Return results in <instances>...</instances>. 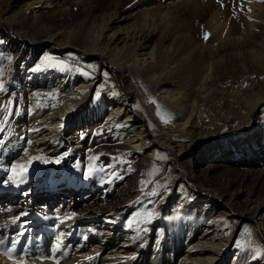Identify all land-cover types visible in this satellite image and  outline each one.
Here are the masks:
<instances>
[{
	"label": "rangeland",
	"instance_id": "rangeland-1",
	"mask_svg": "<svg viewBox=\"0 0 264 264\" xmlns=\"http://www.w3.org/2000/svg\"><path fill=\"white\" fill-rule=\"evenodd\" d=\"M178 1L185 0H162L160 4ZM249 2L264 9V0H241L243 8ZM129 4L128 0H0V48L15 41L24 49V56L35 52L33 65H43L53 53L57 61L54 71L59 68L62 73L89 82H97L99 78L93 92L112 89L129 102L149 123L156 149L154 157L130 153L114 128L100 125L81 135L69 149L52 154L41 151L32 156L40 159L31 160L30 164V159L9 162L2 151L10 125L8 110L15 112L22 100L29 108L50 104L63 108L73 103L67 99L56 102L54 92L26 96L20 90H9L0 101V181L17 177L12 171L13 164H28V169L23 177H17L18 189H4L0 193V215L20 205L54 216L69 210L91 213L100 206L122 210L128 207L117 224L105 222V225L111 230L133 234L155 216L154 213L149 216L148 210L154 201L160 212L152 225H148L147 243L152 244L165 227L171 228V223H176L173 232L185 231L186 225L180 220L183 216L174 211L179 198L188 210L207 203L213 216L224 220V214H228L225 203L229 197L236 196L238 204L233 206V221L227 231L229 235L233 231L234 241L250 239L253 233L246 226L250 220L246 218L244 225L239 226L234 221L245 208L264 200V10L250 24L246 12L232 14L228 5L222 7L218 2L225 12L220 13L225 19L219 14L221 22L229 26L231 21L238 20L239 27L234 34L235 46L224 41L221 50L212 56L208 49L215 47L212 33L217 25L210 18L213 10L200 8L193 14L190 5L179 6L177 10L173 5V25L159 24L148 41L149 48H156L157 61L156 73L149 77L153 65L136 63L130 54L131 47L126 50L130 52L127 61L113 59L119 65L127 63L128 70L104 66L98 54L90 53L97 47L91 43L93 38L113 17L126 14ZM139 13L137 10L122 26L134 23ZM208 20L214 29L211 24L206 25ZM180 22L185 23L184 27H179ZM50 31L59 33L53 46L45 39ZM178 34L193 40L185 43L177 39L172 47L170 40ZM210 63L213 66L210 80L201 92L195 91ZM161 89L179 98L180 112L173 105L154 99ZM178 114L184 120L194 121L196 127L180 131L174 125ZM76 122L73 117H67V127L74 128ZM117 127L120 131L122 123ZM179 148L182 152L177 151ZM181 177L182 182L178 180ZM106 215L105 212L98 216L99 226ZM139 217L142 219L139 223H132ZM192 233L193 230L187 229L183 238L188 234L192 237ZM236 254V250H231L225 263L232 264Z\"/></svg>",
	"mask_w": 264,
	"mask_h": 264
},
{
	"label": "bare ground",
	"instance_id": "bare-ground-1",
	"mask_svg": "<svg viewBox=\"0 0 264 264\" xmlns=\"http://www.w3.org/2000/svg\"><path fill=\"white\" fill-rule=\"evenodd\" d=\"M161 2L162 0H128L130 4L126 14L116 15L109 21V24L103 26L101 33H98L91 42L97 47H94L90 53L98 54L99 61L105 64L104 66L108 64L113 69L128 70L127 63L119 65L113 59H125L130 53L126 50L131 47L130 54L136 63L147 62L153 65V69L148 72L150 74L148 76L151 77L156 73V48L153 46L149 48L148 41L159 24L173 25V5L174 10L182 5H190L189 9L193 14L196 9L200 8H203V11L213 10L210 18L213 23L217 24H213L217 29L215 28L216 32L212 33L214 34L212 44L215 47L211 46L208 49V53L212 56L216 55L215 53L224 41L235 46L234 34L239 27L238 20L231 21L229 26L221 22L219 17L225 12L220 6L228 5L232 14L243 15L246 12L247 23L250 24L263 8L254 2H249L248 6L243 8L241 0H206L205 3L199 0H185L173 4H160ZM218 2L220 6L217 5ZM137 10L140 13L134 23L122 26L132 18ZM211 21L208 20L206 25L209 26ZM178 25L184 27L185 23L180 22ZM213 25L210 27L212 28ZM171 28L173 30V27ZM177 33L174 32V34ZM58 35L59 33L50 31L45 39L53 46L57 44ZM179 35L170 40L172 47L177 39L185 43H189V39H192L185 34ZM65 44L72 46L68 42ZM20 45L24 47L25 44L20 43ZM23 51L24 49L20 48L15 41L6 42L4 47L0 48V53H2L0 57V101L9 93V90L15 89L22 91L26 96L36 92H54L53 97L56 98V102L67 99L72 100L73 103L66 104L63 108H58L55 104H50L49 107L29 108L22 100L18 102L15 112L14 109L8 110L10 125L2 151L9 162L27 161L41 151L52 154L69 149L73 143L77 144V139L81 135L100 125H109L114 128V132L123 137L124 148L128 152L144 154L147 157L155 156L156 149L153 148L155 140L149 123L129 102L122 99L121 95L112 89L93 92L99 78L97 82L93 80L89 82L85 78L78 80L65 72L62 73L59 68L54 71L53 68L57 61L53 59L55 56L53 53L48 55L43 65H33L31 61L35 52L32 55L28 52V55L24 56ZM208 53L206 52L207 55ZM212 68V63H210L198 80L195 91L201 92L205 89V84L211 78ZM59 97L60 100L57 99ZM154 99L157 101L159 99L167 105H173L174 110L179 112L181 110L179 98L164 89L159 90ZM67 117L77 120L73 123L74 128L67 127ZM183 117L178 114L175 120L177 123H174L180 131L188 127L190 129L196 127L194 121H189V118L184 120ZM119 122L122 123L120 131L117 127ZM180 148L178 152H182ZM262 165H264V159ZM11 180L0 181V193L4 189L11 191L10 189L19 188L16 183L17 177ZM178 180L182 182L183 178ZM7 198H12V196L7 195ZM183 203L184 201L179 198L174 204V211L177 215L183 216L180 220L186 225L185 231L182 234L173 232V225L176 223H171L170 229L165 227L162 234L159 231L160 237L152 244L147 243L150 232L148 225H152L160 212L158 203L154 201L151 202L148 210L155 216L145 225L139 226L133 234L116 229L111 230V227L105 225V222L117 224L128 207L122 210L100 206L101 208L94 209L91 213L82 211L76 213L69 210L56 216L42 213L37 209H29L30 206L12 207L0 215V232H3L0 236V241H3V244H0V264H21V259L23 264H227L225 263L226 258L231 250H236L238 254L232 264H264V242H262L264 200L260 199L258 204L245 208L234 221L235 226H239L244 225L246 218L250 220L246 226L251 229L253 236L244 241H234L233 231L230 235L227 231L230 221H233L231 215V212H234L233 206L238 204L236 196H231L226 201L225 213L228 214L227 216L224 214V220H220L221 217L217 218L216 215L213 216L207 203L201 204L200 208L191 207L192 209L189 210L185 209ZM105 212L107 215L102 218L103 223L99 226L98 216ZM142 216L143 213L140 217ZM140 217L132 220V223L134 221L139 223ZM187 229L193 230L192 237L188 234L186 238H183ZM169 231H171L170 234ZM12 241H16L15 250L12 253L14 258H10L6 251L11 247Z\"/></svg>",
	"mask_w": 264,
	"mask_h": 264
},
{
	"label": "snow or ice",
	"instance_id": "snow-or-ice-1",
	"mask_svg": "<svg viewBox=\"0 0 264 264\" xmlns=\"http://www.w3.org/2000/svg\"><path fill=\"white\" fill-rule=\"evenodd\" d=\"M205 38H207V36ZM152 102L155 103V101H152ZM9 103L11 104V101H9ZM157 114L159 115V112ZM5 119H7V117H5ZM161 119H163V117H161ZM164 122L167 123L168 121L164 120ZM34 159H40V157H32L28 161V164H30L31 160H34ZM28 164H24V163L13 164L12 165V171H13L14 176L23 177L27 173ZM10 179H11V177H10ZM149 216H151V213H149ZM0 244H3V241H0ZM15 245H16V241H12L11 242V247L9 249H6V251L8 252V254L10 256V258H14L12 253L15 250ZM21 264H23V260L22 259H21Z\"/></svg>",
	"mask_w": 264,
	"mask_h": 264
}]
</instances>
